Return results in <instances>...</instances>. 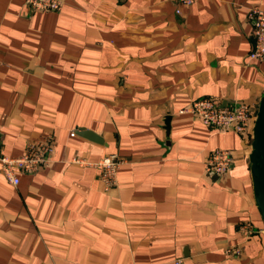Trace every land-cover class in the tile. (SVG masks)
Returning a JSON list of instances; mask_svg holds the SVG:
<instances>
[{
	"label": "crops",
	"instance_id": "obj_1",
	"mask_svg": "<svg viewBox=\"0 0 264 264\" xmlns=\"http://www.w3.org/2000/svg\"><path fill=\"white\" fill-rule=\"evenodd\" d=\"M253 7L264 0H196L179 15L173 0H65L59 12L0 0V157L53 146L17 186L0 173V264H264L250 142L179 113L210 98L256 116ZM217 149L234 157L219 179L204 173ZM110 154L128 162L107 193L95 168L70 164Z\"/></svg>",
	"mask_w": 264,
	"mask_h": 264
},
{
	"label": "built area",
	"instance_id": "obj_2",
	"mask_svg": "<svg viewBox=\"0 0 264 264\" xmlns=\"http://www.w3.org/2000/svg\"><path fill=\"white\" fill-rule=\"evenodd\" d=\"M176 5L175 13L179 15L183 8L192 5L196 0H173ZM65 0H24V6L34 12H59ZM252 28L253 44L248 54L250 60L264 63V10L253 7L246 16ZM188 113L203 126L216 129L220 132H233L242 136L245 141L251 142L252 130L256 119L253 109L246 103L220 106L215 100L203 98L192 102L179 111ZM70 136H74L73 133ZM53 153L51 141H36L30 143L21 156L15 158L0 157V173L5 180L17 186L19 179L17 172L31 175L47 165ZM128 160L118 154H110L95 163L76 157L70 164L78 168H95L98 172V181L101 192L107 193L117 185V171ZM234 165V157L227 150L211 151L205 160L204 173L208 177L217 179L226 176ZM240 231L250 234L249 225H241ZM224 253L229 257H239L241 250L237 247H227ZM178 264V262L176 263Z\"/></svg>",
	"mask_w": 264,
	"mask_h": 264
},
{
	"label": "water",
	"instance_id": "obj_3",
	"mask_svg": "<svg viewBox=\"0 0 264 264\" xmlns=\"http://www.w3.org/2000/svg\"><path fill=\"white\" fill-rule=\"evenodd\" d=\"M77 134L89 141L102 143L100 138L84 129H79ZM248 162L253 183L254 201L264 224V97L261 99L256 113Z\"/></svg>",
	"mask_w": 264,
	"mask_h": 264
}]
</instances>
